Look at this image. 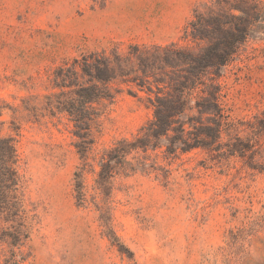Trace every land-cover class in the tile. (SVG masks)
Segmentation results:
<instances>
[{"label": "rangeland", "instance_id": "374dc122", "mask_svg": "<svg viewBox=\"0 0 264 264\" xmlns=\"http://www.w3.org/2000/svg\"><path fill=\"white\" fill-rule=\"evenodd\" d=\"M209 1L0 0V136L15 138L28 233L11 244L17 223L0 212V264H264V151L260 170L202 148L177 156L157 150L148 161L159 169L114 176L106 196L96 182L101 157L152 118L146 93L123 86L100 104L86 160L65 114L31 111L53 92L56 67L82 52H126L131 43L196 47L185 28ZM219 81L226 112L245 121L239 134L264 149V133L254 135L264 118V34ZM82 165L79 203L74 172Z\"/></svg>", "mask_w": 264, "mask_h": 264}, {"label": "trees", "instance_id": "16d2710c", "mask_svg": "<svg viewBox=\"0 0 264 264\" xmlns=\"http://www.w3.org/2000/svg\"><path fill=\"white\" fill-rule=\"evenodd\" d=\"M261 34L263 0H210L194 9L185 28L196 47L131 43L126 52L116 47L82 52L56 67L53 92L40 107L31 106V111L35 115L40 109L51 115L65 114L72 122L77 152L86 160L93 143L92 129L102 112L100 104L112 101L123 86L130 93L135 88L146 93L152 118L135 136L120 138L101 157L96 182L106 196L114 176L159 169L155 159L148 161L157 150L177 156L202 148L215 159L238 156L250 168L261 170L263 164L256 157H262L264 149L256 147L259 140L254 137L239 134L245 121L232 120L226 112L219 81L245 44ZM259 123L254 135L264 133V118ZM17 161L15 138L0 136V212L5 220L17 223L10 232L13 245L28 236L22 228L24 207ZM84 167L74 172L79 203L84 195ZM110 239L123 249L114 233Z\"/></svg>", "mask_w": 264, "mask_h": 264}]
</instances>
